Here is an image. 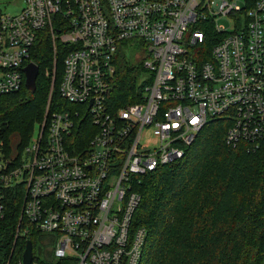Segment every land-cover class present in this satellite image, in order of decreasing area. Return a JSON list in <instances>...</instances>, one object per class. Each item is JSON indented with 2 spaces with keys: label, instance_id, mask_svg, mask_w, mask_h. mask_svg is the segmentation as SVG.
Masks as SVG:
<instances>
[{
  "label": "built area",
  "instance_id": "built-area-1",
  "mask_svg": "<svg viewBox=\"0 0 264 264\" xmlns=\"http://www.w3.org/2000/svg\"><path fill=\"white\" fill-rule=\"evenodd\" d=\"M14 8L0 9V95L20 88L48 29L54 50L61 43L60 97L86 108L49 110V97L15 156L0 145V219L7 191L23 188L21 217L53 240L52 260L33 264H138L146 230L130 232V222L139 177L181 159L210 119L226 122L229 148H256L264 134V0H22ZM209 28L218 38L207 48ZM138 43L146 69L138 99L112 104L114 56Z\"/></svg>",
  "mask_w": 264,
  "mask_h": 264
},
{
  "label": "trees",
  "instance_id": "trees-1",
  "mask_svg": "<svg viewBox=\"0 0 264 264\" xmlns=\"http://www.w3.org/2000/svg\"><path fill=\"white\" fill-rule=\"evenodd\" d=\"M247 6L255 0H245ZM207 48L218 38L209 28ZM28 60L39 68L35 90L24 80L14 92L0 95V145L15 156L28 142L35 124L43 118L50 80L44 69L52 66L53 41L48 29L39 32ZM123 45L114 56L112 104L138 99V81L146 73L143 45ZM57 45V42H55ZM58 47V46H57ZM138 57H137V56ZM57 83L49 110L86 108L60 97L62 53L56 52ZM226 122L208 120L185 155L136 181L140 195L130 232L146 230L138 264H261L264 236V134L256 148L245 143L225 145ZM16 158H14L15 161ZM24 189L8 190L0 219V264H19L27 240L39 241L33 261L52 260V237L36 230L23 217ZM27 232H22L24 228Z\"/></svg>",
  "mask_w": 264,
  "mask_h": 264
},
{
  "label": "rangeland",
  "instance_id": "rangeland-1",
  "mask_svg": "<svg viewBox=\"0 0 264 264\" xmlns=\"http://www.w3.org/2000/svg\"><path fill=\"white\" fill-rule=\"evenodd\" d=\"M2 1H5V0H0V9L4 12H13V11H15L14 6H17V8H18L22 4V0H15V2H12L11 4L2 3ZM244 1L245 0H236V2L240 5H243ZM217 22H218V24L229 26V21L225 16H219L217 18ZM60 44H59V41L57 40V46L59 47V51L61 52V45ZM57 46H56L55 50L53 48L52 66L44 69V75L50 80V87H49V92H48V96H47V101H48L49 97L51 98L52 92L54 90H56V83H57V66H56V57L57 56H56V52H57V48H58ZM129 48H131L129 51L130 57L133 59L135 57V50L134 49L136 48V46L133 44V45H130ZM62 68H63V65H62ZM46 105H47V102H46ZM46 105H45V109H46ZM45 109H44V114H45ZM44 114H43V116H44ZM39 247H40V244H39V241L37 240V241H35V251H33L35 255L38 254V248Z\"/></svg>",
  "mask_w": 264,
  "mask_h": 264
},
{
  "label": "water",
  "instance_id": "water-1",
  "mask_svg": "<svg viewBox=\"0 0 264 264\" xmlns=\"http://www.w3.org/2000/svg\"><path fill=\"white\" fill-rule=\"evenodd\" d=\"M23 71L25 74V87L33 92L36 86V78L39 73L38 66L33 62H28L24 67ZM91 103V101H90ZM20 264H33V250L32 243L30 240L26 241Z\"/></svg>",
  "mask_w": 264,
  "mask_h": 264
}]
</instances>
